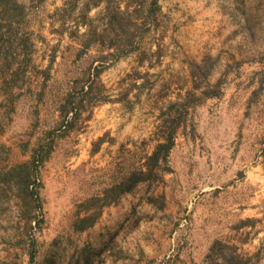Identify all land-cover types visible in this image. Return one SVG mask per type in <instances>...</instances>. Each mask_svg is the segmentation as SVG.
Listing matches in <instances>:
<instances>
[{
  "label": "rangeland",
  "instance_id": "obj_1",
  "mask_svg": "<svg viewBox=\"0 0 264 264\" xmlns=\"http://www.w3.org/2000/svg\"><path fill=\"white\" fill-rule=\"evenodd\" d=\"M67 1L0 0L18 20L0 42V264H224L236 253L264 264V0H159L139 48L103 65L68 120L74 81L108 50L78 56ZM217 84L218 96L189 109L162 181L122 194L75 231L85 200L152 153L171 103ZM49 133L35 226L25 200L34 187L9 172Z\"/></svg>",
  "mask_w": 264,
  "mask_h": 264
},
{
  "label": "trees",
  "instance_id": "obj_2",
  "mask_svg": "<svg viewBox=\"0 0 264 264\" xmlns=\"http://www.w3.org/2000/svg\"><path fill=\"white\" fill-rule=\"evenodd\" d=\"M158 1H148L146 15L145 11H143V8L145 9V0L144 2L136 0H68L65 2L68 8L61 9V12L64 16L72 18L73 25L76 27L75 40L82 47L78 56L98 44L103 45L108 50L107 53L95 60L97 63L93 70H91V66L88 68L85 80L79 78L74 81L65 104L64 116L67 120L68 114H72L74 117L77 116L78 108H80L78 106L83 102L85 96L91 94L93 89L91 85L92 79L102 72L103 65H106L108 60L118 59L139 48V44L136 41L137 36H141L143 32L150 29L152 23L150 20L155 18L154 14L158 9ZM123 2L124 6L121 5ZM99 6H101V11L94 16H89L90 11ZM0 9L2 16L7 18L9 24V30L0 33V42H2L4 37L3 42H11V39H13L12 35H14L12 25L18 20L12 12L9 13L5 5H0ZM75 11L78 12V17L76 18L73 17ZM0 19L4 21L2 17ZM81 29L84 30L80 33ZM108 39L109 41H106ZM21 44L26 47V40H22ZM89 80L90 84L87 85ZM219 87L220 84H217L215 87L217 91L204 89L199 95L190 93L181 101L171 103L167 112L164 113L157 131L154 133L157 143L152 153L145 157V161L140 168L129 170L124 177L110 187L105 188L100 195H94L86 199L82 204L84 216L78 217L74 221L73 229L77 232H82L90 228L96 222L104 207L115 203L122 194L132 192L138 185H152L162 181L164 173L169 171L168 157L175 145L179 128L186 123L189 109L202 103L206 98L218 96L220 94ZM63 122H66V120L64 119ZM65 125L68 127L69 123L66 122ZM51 134L49 133L47 142L39 144L34 149L28 162L17 164L9 172L17 180L23 178L26 189L30 185L34 187L26 191L25 200H27V210L30 214L28 224L34 221L35 226H39L43 221L41 217L36 215L42 213V200L38 192L40 181L36 176L38 175L39 166L50 153L52 142L54 141V138L50 136ZM149 200L154 202L155 197L151 196ZM30 244L35 245L33 236ZM259 252L260 250L254 256L258 257ZM33 259L34 255L31 253L30 261ZM251 259V256L243 259L241 254L236 253L229 260L223 258V261L224 264H250ZM259 260H261L260 257L256 259V262ZM256 262L255 264H258Z\"/></svg>",
  "mask_w": 264,
  "mask_h": 264
}]
</instances>
